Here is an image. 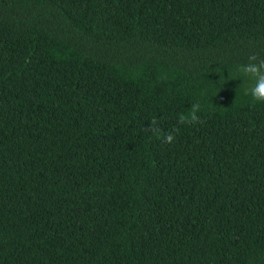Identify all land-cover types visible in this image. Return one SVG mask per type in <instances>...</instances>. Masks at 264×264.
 <instances>
[{
	"label": "trees",
	"instance_id": "obj_1",
	"mask_svg": "<svg viewBox=\"0 0 264 264\" xmlns=\"http://www.w3.org/2000/svg\"><path fill=\"white\" fill-rule=\"evenodd\" d=\"M261 61L264 0H0V264H264Z\"/></svg>",
	"mask_w": 264,
	"mask_h": 264
},
{
	"label": "clouds",
	"instance_id": "obj_2",
	"mask_svg": "<svg viewBox=\"0 0 264 264\" xmlns=\"http://www.w3.org/2000/svg\"><path fill=\"white\" fill-rule=\"evenodd\" d=\"M256 58V55L249 56L250 60ZM261 68H264V61H261L259 64H248L243 68L244 72L251 74L252 77H255L256 83L255 86L250 89V95L252 99L257 102H264V73H261ZM193 119H195V117H193ZM173 140V136L169 135L166 138V143H172Z\"/></svg>",
	"mask_w": 264,
	"mask_h": 264
}]
</instances>
